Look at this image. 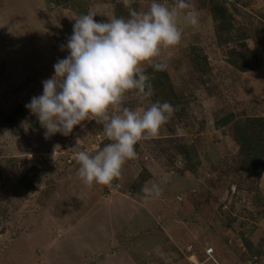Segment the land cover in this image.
<instances>
[{
  "label": "rangeland",
  "instance_id": "1",
  "mask_svg": "<svg viewBox=\"0 0 264 264\" xmlns=\"http://www.w3.org/2000/svg\"><path fill=\"white\" fill-rule=\"evenodd\" d=\"M151 2L132 7L147 11ZM188 2L198 26L181 17L180 45L158 58L167 69L145 65L154 95L125 97L133 110L168 101L174 115L135 146L138 159L118 179L89 188L76 153L110 143L103 126L85 120L46 139L25 105L69 54L77 18L106 22L128 10L122 0H77L39 16L34 0H0V264H264V166L237 165V137L250 133L249 119L264 117V0H216L247 37L229 43L216 36L212 0ZM241 51L255 57L250 70L233 64ZM19 105L27 118L5 126ZM150 183L161 197L145 199Z\"/></svg>",
  "mask_w": 264,
  "mask_h": 264
},
{
  "label": "clouds",
  "instance_id": "2",
  "mask_svg": "<svg viewBox=\"0 0 264 264\" xmlns=\"http://www.w3.org/2000/svg\"><path fill=\"white\" fill-rule=\"evenodd\" d=\"M122 3L128 17L113 16L105 22L88 13L75 20L66 44L69 54L54 64L55 74L42 82V95L25 105L46 129V139L56 133L67 136L85 120L103 126L110 143L95 154L76 153L78 175L89 188L118 179L125 163L138 159L135 146L156 137L174 115L176 109L168 101L133 110L125 106V97L129 93L152 97L154 88L145 65L165 71L167 64L158 58L163 50L180 45L181 17L193 27L199 23L188 0H175L171 7L152 0L147 11L133 8V0ZM141 190L145 199L163 195L156 183Z\"/></svg>",
  "mask_w": 264,
  "mask_h": 264
},
{
  "label": "trees",
  "instance_id": "3",
  "mask_svg": "<svg viewBox=\"0 0 264 264\" xmlns=\"http://www.w3.org/2000/svg\"><path fill=\"white\" fill-rule=\"evenodd\" d=\"M211 13L214 20L219 21V25L216 29V36L223 42L229 43L232 40H245L247 37L240 29H237L233 25V20L231 19L230 13L223 5H218L216 0L211 2ZM83 13L82 15H85ZM244 45V43H242ZM238 60L233 62L240 70L247 71L250 70L255 64V57L250 55L248 52L241 51L237 53ZM249 59V62H245L246 59ZM27 116L24 113L23 108L19 105L12 112L5 117L4 122L5 126L12 127L14 126L19 119H26ZM249 123L246 125L249 126L250 133H241L237 140L240 144L241 154L237 165L243 170H257L264 166V117L259 119H249ZM255 122V123H254ZM190 169V168H189ZM245 246L249 249V252L252 255H257L258 252L252 247L251 243L245 240Z\"/></svg>",
  "mask_w": 264,
  "mask_h": 264
},
{
  "label": "crops",
  "instance_id": "4",
  "mask_svg": "<svg viewBox=\"0 0 264 264\" xmlns=\"http://www.w3.org/2000/svg\"><path fill=\"white\" fill-rule=\"evenodd\" d=\"M77 0H34V9L38 12L39 16L41 13H48L52 15L60 7L76 2Z\"/></svg>",
  "mask_w": 264,
  "mask_h": 264
},
{
  "label": "built area",
  "instance_id": "5",
  "mask_svg": "<svg viewBox=\"0 0 264 264\" xmlns=\"http://www.w3.org/2000/svg\"><path fill=\"white\" fill-rule=\"evenodd\" d=\"M212 252H213V248L212 247H208V248L205 249V254L208 257H211L212 256Z\"/></svg>",
  "mask_w": 264,
  "mask_h": 264
}]
</instances>
